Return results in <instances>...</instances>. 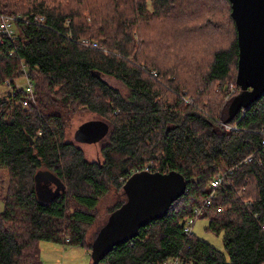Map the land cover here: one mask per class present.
I'll return each mask as SVG.
<instances>
[{
  "label": "trees",
  "instance_id": "trees-1",
  "mask_svg": "<svg viewBox=\"0 0 264 264\" xmlns=\"http://www.w3.org/2000/svg\"><path fill=\"white\" fill-rule=\"evenodd\" d=\"M212 4L228 8L235 38L204 64L202 46L184 37L214 32ZM0 13L18 19L15 40L0 33V85L20 79L24 68L36 100L25 108L24 91L0 99V170L8 176L0 181V264H43L41 242L92 251L108 221L88 243L99 203L115 192L124 201L111 214L119 209L127 201L125 183L146 167L182 174L187 192L165 218L100 264L173 258L183 264H264V95L226 122L241 93L229 0H0ZM35 17L45 20L39 24ZM85 38L102 49L81 46ZM103 77L120 82L126 93ZM81 111L109 127L99 142L102 161H90L75 139L67 140ZM224 123L239 131H226ZM229 171V184L199 218L208 219V231L223 233V253L186 237L183 223L210 197L212 179ZM39 173L51 174L65 190L41 201ZM41 185L50 193L57 188Z\"/></svg>",
  "mask_w": 264,
  "mask_h": 264
},
{
  "label": "water",
  "instance_id": "water-1",
  "mask_svg": "<svg viewBox=\"0 0 264 264\" xmlns=\"http://www.w3.org/2000/svg\"><path fill=\"white\" fill-rule=\"evenodd\" d=\"M229 1L238 33L237 85L241 93L229 106L227 123L264 95V0ZM108 130L101 120L89 121L78 128L75 141L99 143ZM36 179L41 201H49L65 190L51 174L39 173ZM42 182H53L57 187L55 192L46 191ZM187 186L186 178L178 172L133 174L124 185L127 201L110 215L92 244L93 263L100 264L116 247L137 238L142 229L165 218L173 204L186 194Z\"/></svg>",
  "mask_w": 264,
  "mask_h": 264
},
{
  "label": "rangeland",
  "instance_id": "rangeland-1",
  "mask_svg": "<svg viewBox=\"0 0 264 264\" xmlns=\"http://www.w3.org/2000/svg\"><path fill=\"white\" fill-rule=\"evenodd\" d=\"M216 13L213 14V23L209 25L214 32L210 35H206L203 38L200 37L202 34H195L192 38L185 35L186 43L194 41L196 44L199 43L198 47H201V59L204 64L209 63L210 55L214 50L218 48L228 47L235 38V27L230 20V14L228 13V8H220L221 4H212ZM211 23V22H210ZM215 25V27H214ZM217 26V27H216ZM191 36V35H190ZM181 38V37H180ZM179 41V40H178ZM110 85L115 88L120 89L123 93H126V89L123 85L114 80L111 77H103ZM25 80L21 77L19 83L23 84ZM10 90L7 87V83L0 85V99H6L9 96ZM36 104V100L32 101ZM24 105V102H23ZM25 108L29 105H24ZM99 120V118L91 113L80 112L76 114L70 123V127L67 131V140L74 141L75 133L78 128L89 121ZM80 147L83 149L85 156L90 161H102L101 148L102 143H79ZM8 176L6 171L0 170V181H7ZM117 195L115 192L110 193L102 199L98 205V220L94 226L88 230V243L93 242L99 229L106 223L113 209L124 201V198ZM4 210V204L0 202V212ZM209 221L208 219L202 218L198 219L194 228V236L207 243L212 247L225 253L223 245V233L219 236L215 233L208 231ZM92 251L86 247H69L63 246L61 244L41 242L40 243V257L43 264H92L91 259Z\"/></svg>",
  "mask_w": 264,
  "mask_h": 264
},
{
  "label": "built area",
  "instance_id": "built-area-1",
  "mask_svg": "<svg viewBox=\"0 0 264 264\" xmlns=\"http://www.w3.org/2000/svg\"><path fill=\"white\" fill-rule=\"evenodd\" d=\"M18 19L13 17V16H9V15H5V14H1L0 13V33L3 35L4 38H8L10 40H15L16 35H17V31L15 28V22ZM45 20L44 17H35L34 18V22L36 23H43ZM79 44L83 47L86 48H91V49H100V45L98 44V42L90 40V39H81L79 41ZM102 49V48H101ZM105 51V50H104ZM22 78L25 80V82L23 84L19 83V79H15L12 82L8 81L7 83V87L10 90L9 95H14L18 92L24 91L25 95H26V100L24 101V105H29V103H31L32 101H35V86L33 84V82L29 79L27 73H26V69L23 68V73H22ZM153 76L155 78L158 77V73L156 72H152ZM230 97V96H229ZM229 97L226 99L228 100ZM189 102V101H188ZM192 102V101H191ZM225 127L226 131H239L238 125H230L227 123L222 124ZM262 134V145L264 146V130L261 131ZM252 161V158H248L244 161L245 164H248ZM144 171L150 172L149 167H146L144 169ZM233 171H229L226 173H221L216 175L211 183V193H210V197L208 198V200H206L200 207H197L194 209L193 211V215L190 216L189 218H187L184 223H183V232L185 234L186 237H191L193 236V228L197 222V220L203 215L204 211L209 208L211 206V202L212 200H214L216 194L227 184H229L228 182V175L232 174ZM163 264H183V261L179 258H173V259H169L167 261H165Z\"/></svg>",
  "mask_w": 264,
  "mask_h": 264
}]
</instances>
